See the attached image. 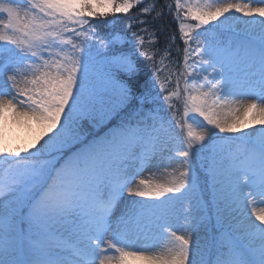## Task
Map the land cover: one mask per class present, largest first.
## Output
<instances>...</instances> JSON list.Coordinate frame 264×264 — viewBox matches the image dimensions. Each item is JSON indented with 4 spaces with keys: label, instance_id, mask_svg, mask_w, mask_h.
Masks as SVG:
<instances>
[{
    "label": "snow or ice",
    "instance_id": "snow-or-ice-1",
    "mask_svg": "<svg viewBox=\"0 0 264 264\" xmlns=\"http://www.w3.org/2000/svg\"><path fill=\"white\" fill-rule=\"evenodd\" d=\"M0 264H264V0H0Z\"/></svg>",
    "mask_w": 264,
    "mask_h": 264
},
{
    "label": "trees",
    "instance_id": "trees-1",
    "mask_svg": "<svg viewBox=\"0 0 264 264\" xmlns=\"http://www.w3.org/2000/svg\"><path fill=\"white\" fill-rule=\"evenodd\" d=\"M161 3L164 2V0H160ZM138 11L137 9H133L132 12L130 13L131 15H135ZM119 18L118 19H113V17H108L107 19L110 21V24L105 27L104 25H100V32H99V37L101 39H109L112 37H116V36H120V37H127V38H131V33L136 31V28H128L127 24H128V18L127 16H125L124 14H118ZM154 15V13L152 14ZM149 20H151V16L148 17ZM163 24L165 25V29L162 33L158 34V38H159V44L158 46L162 49L164 47L165 41L166 39L173 33L175 32V34L178 36L179 33L176 29V25L174 23H172L171 21V17H165L164 19L156 22V24L154 25V27L159 28V26ZM150 31L152 30V28L150 27L149 29ZM145 38L147 39V34H144ZM180 48L182 49L183 45L182 42H179ZM180 57H182V51L181 53L177 54L175 51V47H173L172 50V58L173 59H179ZM157 59H159V57H157ZM168 61H165V64H167ZM151 72L152 69L150 67V62L143 60L141 58V79L142 80H148L151 79ZM164 74L162 73V76ZM157 92H159V87H157L156 89ZM199 159L201 160L202 157H199Z\"/></svg>",
    "mask_w": 264,
    "mask_h": 264
},
{
    "label": "rangeland",
    "instance_id": "rangeland-1",
    "mask_svg": "<svg viewBox=\"0 0 264 264\" xmlns=\"http://www.w3.org/2000/svg\"><path fill=\"white\" fill-rule=\"evenodd\" d=\"M231 2H236V0H231ZM240 2L247 3V2H249V0H240ZM254 6H258V5H254ZM235 15L238 16L240 19L239 20H230L227 22L226 25H219V26L222 27L223 29H230V30L236 29L237 31H242L245 27L244 21L251 20V17H245L240 13H236ZM160 103H161L163 109L170 114V111L167 109V106L163 104L162 96H161ZM177 106L179 108H181V110H182V106H180L179 104ZM94 130L95 129H90L91 132ZM16 137H19V139H17ZM29 139H30V137H26L23 130H15V136H10L9 142L12 146L20 145L22 147L24 145V143L27 142ZM197 164H198V162H197ZM198 165L200 168L201 164H198ZM171 167H175V164H172ZM145 174H147V172L144 173V175ZM126 195H127V193H126ZM194 216H195L196 220L198 221V219H199L198 215L194 213ZM203 236H204L203 231H199L197 233L198 239H202Z\"/></svg>",
    "mask_w": 264,
    "mask_h": 264
},
{
    "label": "bare ground",
    "instance_id": "bare-ground-1",
    "mask_svg": "<svg viewBox=\"0 0 264 264\" xmlns=\"http://www.w3.org/2000/svg\"><path fill=\"white\" fill-rule=\"evenodd\" d=\"M153 170H155V169H153ZM161 171H162V169H161ZM145 176H150V173L147 172V174H145ZM156 178L159 179V180H163V179H164V176H162V175L160 174V171H158V172H157V177H156ZM161 244H163V241H161Z\"/></svg>",
    "mask_w": 264,
    "mask_h": 264
}]
</instances>
